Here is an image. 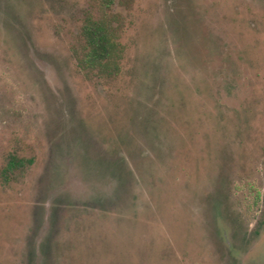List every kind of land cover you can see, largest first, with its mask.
I'll return each instance as SVG.
<instances>
[{
  "label": "rangeland",
  "instance_id": "rangeland-1",
  "mask_svg": "<svg viewBox=\"0 0 264 264\" xmlns=\"http://www.w3.org/2000/svg\"><path fill=\"white\" fill-rule=\"evenodd\" d=\"M101 3L0 0V264H264V0H114L110 75Z\"/></svg>",
  "mask_w": 264,
  "mask_h": 264
},
{
  "label": "trees",
  "instance_id": "trees-1",
  "mask_svg": "<svg viewBox=\"0 0 264 264\" xmlns=\"http://www.w3.org/2000/svg\"><path fill=\"white\" fill-rule=\"evenodd\" d=\"M114 0H102L101 12L103 17L94 19L88 16L82 26L85 41L82 65L88 70H97L102 74H116L119 71L118 60L121 54V44L117 31L113 26L115 15H108ZM24 160L11 157L4 169V175L12 173L16 168L24 165Z\"/></svg>",
  "mask_w": 264,
  "mask_h": 264
}]
</instances>
